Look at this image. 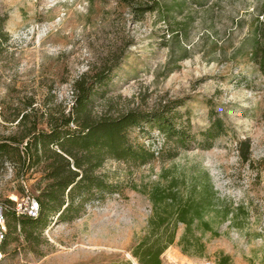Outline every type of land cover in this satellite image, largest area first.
<instances>
[{
    "label": "rangeland",
    "instance_id": "374dc122",
    "mask_svg": "<svg viewBox=\"0 0 264 264\" xmlns=\"http://www.w3.org/2000/svg\"><path fill=\"white\" fill-rule=\"evenodd\" d=\"M156 3L0 0V264H264V0Z\"/></svg>",
    "mask_w": 264,
    "mask_h": 264
},
{
    "label": "built area",
    "instance_id": "2783aa9c",
    "mask_svg": "<svg viewBox=\"0 0 264 264\" xmlns=\"http://www.w3.org/2000/svg\"><path fill=\"white\" fill-rule=\"evenodd\" d=\"M12 211L16 216L24 215L31 219H36L41 214V203L37 197L27 194L21 198L15 197L13 204L0 205V262L3 258L2 245L7 236V219L6 211Z\"/></svg>",
    "mask_w": 264,
    "mask_h": 264
},
{
    "label": "trees",
    "instance_id": "16d2710c",
    "mask_svg": "<svg viewBox=\"0 0 264 264\" xmlns=\"http://www.w3.org/2000/svg\"><path fill=\"white\" fill-rule=\"evenodd\" d=\"M147 1L148 4L151 3L152 5L155 4L157 5L156 0H147ZM152 9H154L153 6L148 8V10H152ZM262 16H263L262 17L263 20L260 21L259 26L255 28L253 32V36L251 38L250 60L258 67L260 73L264 77V10L262 11ZM79 82L80 80H76L75 83H79ZM109 150L112 156L114 155L116 157H121V155L115 152L116 148L113 146V144L109 147ZM227 258L228 256L225 257V259Z\"/></svg>",
    "mask_w": 264,
    "mask_h": 264
}]
</instances>
